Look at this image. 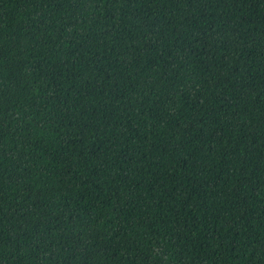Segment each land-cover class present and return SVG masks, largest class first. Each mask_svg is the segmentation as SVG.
<instances>
[{
  "label": "trees",
  "instance_id": "1",
  "mask_svg": "<svg viewBox=\"0 0 264 264\" xmlns=\"http://www.w3.org/2000/svg\"><path fill=\"white\" fill-rule=\"evenodd\" d=\"M0 264H264V0H0Z\"/></svg>",
  "mask_w": 264,
  "mask_h": 264
}]
</instances>
